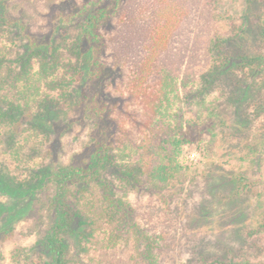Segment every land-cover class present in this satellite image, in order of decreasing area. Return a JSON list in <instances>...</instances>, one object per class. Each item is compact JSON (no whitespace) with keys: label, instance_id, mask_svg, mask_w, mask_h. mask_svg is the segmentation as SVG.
I'll list each match as a JSON object with an SVG mask.
<instances>
[{"label":"rangeland","instance_id":"rangeland-1","mask_svg":"<svg viewBox=\"0 0 264 264\" xmlns=\"http://www.w3.org/2000/svg\"><path fill=\"white\" fill-rule=\"evenodd\" d=\"M186 1L191 11L185 9L180 30L171 45L158 47L152 72L138 81V62L148 58V38L142 35L136 45L132 28L126 27L132 0H120L115 12L109 9L113 0H0V16L6 17L0 19L1 73L18 71L17 58L29 40L57 47L55 62L47 58L52 71L41 73L36 56L30 59L27 80L0 83V97L27 103L30 116L44 98L55 103L45 114L15 123L13 144H7L0 124V164L9 172L7 178L25 180L39 168L56 169L73 158L80 162L96 148L93 137L100 134L87 105L100 109L118 170L143 165L137 182L111 179L115 196L129 205L158 264H213L215 258L264 262V0ZM139 3L147 8L151 0ZM85 8L109 9L96 29L102 42L99 60L107 73L91 81L75 49ZM238 26L240 36L216 50V65L224 51L262 59L253 67L228 63L197 96L196 88L215 60L209 40ZM174 55L179 60L171 72L168 63ZM165 69L176 80L167 87L170 103L162 108L153 102ZM187 69L193 72L190 81L182 79ZM59 77L70 82L64 87L70 97L48 86ZM168 133L177 136V145ZM164 163L170 174L165 181L148 175ZM69 190L86 222V234L68 239L70 264H145L142 252L148 240L117 226L108 206L102 211L100 189L71 185ZM51 193L48 187L23 196L0 187V264H44L48 259L40 239L48 226Z\"/></svg>","mask_w":264,"mask_h":264},{"label":"trees","instance_id":"trees-1","mask_svg":"<svg viewBox=\"0 0 264 264\" xmlns=\"http://www.w3.org/2000/svg\"><path fill=\"white\" fill-rule=\"evenodd\" d=\"M186 2V0H151V4L147 5V8H144V5L139 3V0H132L133 5L131 7L129 20L126 22V27L132 28L131 33H134V42L136 45L137 42L142 40V35L148 38V58L146 61L142 60L141 62H138L137 68L142 74L137 77L138 81L141 80L142 76L145 78L150 72H152L153 68H151V66L153 65L152 62L155 57L158 56V47L163 44L165 46L163 49H165L168 46V43L171 45L172 38L175 33L180 30L181 24L184 21L183 17L186 14L185 9L191 11L185 4ZM92 4L96 5V3ZM155 4H159L158 8H160V10L159 13H157L159 19L154 21L153 15L155 14V9L153 10V8ZM120 5V0H113V5L109 9H112L113 12L116 10L118 11ZM85 9L88 10V8ZM109 9L100 8L98 11L85 10L87 11L86 15L79 24V40L75 45V49L76 53H79L80 55L79 65H82L81 70H83L84 76L89 81L104 77L105 72L107 73V68L105 69L104 64L99 60L102 42L96 29L101 21L108 17L107 11ZM2 11L5 12V10ZM218 18L221 17L218 16ZM0 19L3 22L6 17L0 16ZM238 32H241V27L239 28V26L235 28V30L234 28L230 30L225 34L226 36L217 35V38L215 36L209 40V50L212 55L214 54L215 60L211 64L207 75L204 76L203 84L196 88L197 96H202L204 90H208L209 85L216 81V70L228 65V63L233 62L239 66L248 65V67H250L253 62L258 64L259 62L257 61L262 59L261 55L245 56L244 54L224 51V58L221 59L218 65H216V50H219V48L228 44L233 38L235 39L240 36ZM193 37L194 35L190 32L189 41H191ZM56 51L57 47L51 46L50 43H36L29 40L25 44L23 54L19 55L17 58L18 71H15L13 68H7L1 73L4 67V58L0 57V83L7 82L10 78L11 82L18 81V79L27 80L30 59L36 56L40 58L39 67L41 68V73L52 71L53 66L48 60L52 59V63L55 62L57 57ZM218 52L220 54L222 53L221 51ZM127 55L131 56L129 54ZM175 57L176 55L169 60L168 66L171 67L173 63L179 60V57L177 59ZM172 69L173 67H171V72ZM143 72L146 73L143 74ZM192 75V70L187 69L185 71V78L182 79L190 81ZM177 77H179V75H177ZM161 80L162 86L160 92H157L156 102L153 103L156 105L160 104V107L163 108L170 103L167 87L173 85L172 81L176 80V77L173 76L169 70L165 69ZM69 83L70 82L65 78L59 77L49 80L48 86L52 89H58L59 94L61 89L63 97H70V91L68 92L64 89ZM11 84L15 87L14 83ZM139 84L141 83L139 82ZM171 89H173V87ZM163 100H165V102ZM10 101L11 100H6L5 98L0 97V124L4 125L3 127L6 130V135H8L6 139L8 145L11 143L13 144L14 141L15 123L30 116L26 113L27 103L20 105ZM201 103L202 101L200 100L198 104ZM38 104L40 110L36 111L35 114L30 117H38L45 114V112L52 108L55 103L49 98H44ZM87 106V112H90L88 117L93 118L94 124L97 126L100 134L98 138L94 135V142L97 143L95 144L96 148L92 149L86 158H83L80 162L73 158L71 164L60 166L56 169L48 170L45 168H39L32 172L29 175V178L25 180H16L14 177L12 179L7 178L9 172L2 167V164H0L1 189L23 196L34 195L41 191L43 192L47 190L48 187L52 192L47 201L49 213L48 226L45 228L40 239L42 251L48 256V259L45 260L44 264H70L68 239L70 237H76L79 240L80 235L86 234V222L83 220V214L71 199L73 196H71L69 190V186L71 185L75 188L79 187L80 190H87L89 189V186L100 189L102 191L101 200L105 204L102 211H106V209L108 210V208H106V206H108L111 211L110 216L112 219L114 218L116 220L117 226L118 223H121L124 227H129L130 233L134 234L136 239L141 240L144 238L148 240V237L143 234L138 223L130 216L131 212L129 210V205L120 197L115 196L113 181L111 179L112 175H114L124 184L137 182L139 176L143 174V165H127L123 166L121 170H118L119 164L113 161V155L106 142L110 140V132L108 125L105 124L106 121L102 115L103 112L100 109L97 111L89 105ZM167 129L168 128H164V131H168ZM167 135L172 144H178V142H176L178 141L176 135H170L169 133ZM162 147L164 149V146ZM147 173L154 179L161 181H165L170 175L168 166H166L165 163L155 165ZM102 211L98 212V214L102 215ZM145 243L142 252L145 264H158L154 258V252L150 240ZM212 263L264 264V262L254 263L246 258L241 260H223L215 258L212 260Z\"/></svg>","mask_w":264,"mask_h":264}]
</instances>
